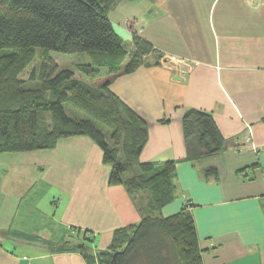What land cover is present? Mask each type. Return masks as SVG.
<instances>
[{
	"label": "crops",
	"instance_id": "0c3cea01",
	"mask_svg": "<svg viewBox=\"0 0 264 264\" xmlns=\"http://www.w3.org/2000/svg\"><path fill=\"white\" fill-rule=\"evenodd\" d=\"M108 16L129 52L134 34L158 51L109 90L148 124L139 160L177 162L178 195L162 214L187 207L203 264H264V0H116ZM191 109L212 115L219 154L190 155ZM103 156L88 135L0 153V264H90L64 249L59 230L90 231L96 255L117 229L141 222L126 187L109 184ZM211 165L218 176L205 175Z\"/></svg>",
	"mask_w": 264,
	"mask_h": 264
},
{
	"label": "trees",
	"instance_id": "16d2710c",
	"mask_svg": "<svg viewBox=\"0 0 264 264\" xmlns=\"http://www.w3.org/2000/svg\"><path fill=\"white\" fill-rule=\"evenodd\" d=\"M115 2L0 0V153L50 149L62 138L88 135L112 167L109 184L125 186L134 200L139 192L150 193L151 200L146 209L136 202L141 222L117 229L109 247L96 255L89 251L93 238L88 230L72 228L75 241L69 238L64 249L81 250L90 264H203L196 223L187 207L171 216L162 214L178 195L176 160H139L148 124L109 90L116 77L135 71L145 56L158 52L138 34L133 37L135 50L125 48L108 16ZM50 51L87 53L90 63H78L76 69L91 80L103 76L99 88L75 77L72 69H60ZM38 53L41 67L21 77ZM66 106L84 116L73 117ZM183 127L187 139L199 135L209 156L223 150L210 113L187 111ZM204 172L219 175L214 165Z\"/></svg>",
	"mask_w": 264,
	"mask_h": 264
},
{
	"label": "rangeland",
	"instance_id": "374dc122",
	"mask_svg": "<svg viewBox=\"0 0 264 264\" xmlns=\"http://www.w3.org/2000/svg\"><path fill=\"white\" fill-rule=\"evenodd\" d=\"M50 54H51V57L57 62L60 69L61 68H63V69L69 68V69L76 71V64L90 62V57L85 52L62 53V52H57V51H50ZM41 64H42V59L40 58V55L38 53L37 56L35 57V59L33 60V62H31V64H29L28 67L22 72L21 77H28V74L30 73L32 68H40ZM77 75H78L77 77H79L78 79H80V78L84 79L85 81H87L88 83L93 85L95 88H99L100 83L104 79V77L102 76L100 78L91 80L88 77L79 74V72H77ZM66 107H67V110L69 109V113L73 117L79 118V117L84 116L83 113L79 112V110L74 109L72 106H66ZM45 120H46V123L48 126L51 125V120H52L51 115H47ZM109 141H110V144L113 145V141L110 140V138H109ZM189 142L191 145V151H190L191 156H196V157L202 158V159H207L210 157L206 153L207 150H206L205 146L203 145V143L200 141L199 135H194V136L190 137ZM128 175L133 176L131 173H129ZM135 200L139 204V206H142L146 209L147 206L150 204L151 195H150V193L139 192V193L135 194ZM57 229H58V225H57ZM66 231L67 232H61L59 230L57 232V240L60 238V234H62V235L65 234L66 238L69 237L72 240V242H74L75 239H73V237H72L73 233H71L69 230H66ZM90 244H92V243H90Z\"/></svg>",
	"mask_w": 264,
	"mask_h": 264
},
{
	"label": "built area",
	"instance_id": "2783aa9c",
	"mask_svg": "<svg viewBox=\"0 0 264 264\" xmlns=\"http://www.w3.org/2000/svg\"><path fill=\"white\" fill-rule=\"evenodd\" d=\"M244 138H245V141H246V142H248V141L251 140V136H250V134H246V135L244 136ZM254 149H255V148H254Z\"/></svg>",
	"mask_w": 264,
	"mask_h": 264
}]
</instances>
